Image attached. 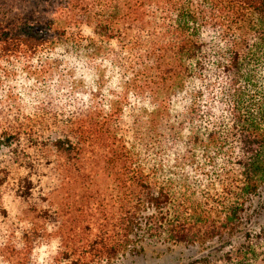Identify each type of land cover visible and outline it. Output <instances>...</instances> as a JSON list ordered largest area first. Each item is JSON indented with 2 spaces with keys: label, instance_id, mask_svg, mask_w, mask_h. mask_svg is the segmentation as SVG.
<instances>
[{
  "label": "trees",
  "instance_id": "16d2710c",
  "mask_svg": "<svg viewBox=\"0 0 264 264\" xmlns=\"http://www.w3.org/2000/svg\"><path fill=\"white\" fill-rule=\"evenodd\" d=\"M0 155V264H264V0H0Z\"/></svg>",
  "mask_w": 264,
  "mask_h": 264
},
{
  "label": "rangeland",
  "instance_id": "374dc122",
  "mask_svg": "<svg viewBox=\"0 0 264 264\" xmlns=\"http://www.w3.org/2000/svg\"><path fill=\"white\" fill-rule=\"evenodd\" d=\"M10 199L12 202L13 198L11 197ZM17 206V202H12V211H15ZM208 250L207 248L196 246L148 242L145 244L143 253L137 256L130 255L125 257L122 264H181L208 252Z\"/></svg>",
  "mask_w": 264,
  "mask_h": 264
}]
</instances>
